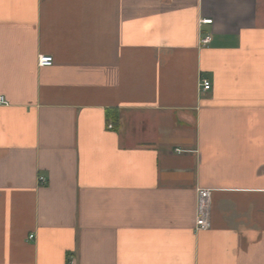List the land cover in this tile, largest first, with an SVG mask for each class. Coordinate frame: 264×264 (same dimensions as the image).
<instances>
[{"label":"crops","instance_id":"0c3cea01","mask_svg":"<svg viewBox=\"0 0 264 264\" xmlns=\"http://www.w3.org/2000/svg\"><path fill=\"white\" fill-rule=\"evenodd\" d=\"M0 98V264H264V0H0Z\"/></svg>","mask_w":264,"mask_h":264},{"label":"built area","instance_id":"2783aa9c","mask_svg":"<svg viewBox=\"0 0 264 264\" xmlns=\"http://www.w3.org/2000/svg\"><path fill=\"white\" fill-rule=\"evenodd\" d=\"M203 25H209L212 23L210 19H203L200 21ZM210 36H205L200 39L199 44L206 46L210 42ZM37 65L40 68L51 67L53 65V59L50 56H39ZM199 86L203 92L210 89L211 85L207 80H201ZM0 104H4V100L0 98ZM39 184H45L46 180L43 177H39ZM210 207H211V190L210 189H199L196 194V205H195V221L194 230L196 232L207 231L211 227L210 223ZM33 236H29L32 239Z\"/></svg>","mask_w":264,"mask_h":264}]
</instances>
